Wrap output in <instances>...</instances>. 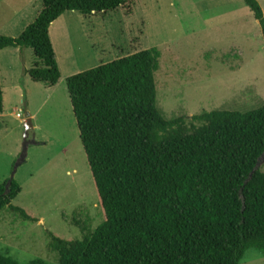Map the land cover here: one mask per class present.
Masks as SVG:
<instances>
[{
  "label": "trees",
  "instance_id": "obj_1",
  "mask_svg": "<svg viewBox=\"0 0 264 264\" xmlns=\"http://www.w3.org/2000/svg\"><path fill=\"white\" fill-rule=\"evenodd\" d=\"M36 20L17 38L0 37V51L30 49L33 83L54 87L60 71L49 37L68 12L83 17L115 11L134 0H40ZM259 23L256 0H241ZM156 48L121 57L66 80L79 140L102 214L81 240L51 238L57 264H240L250 248L264 254V104L247 113L213 111L165 120L155 108ZM3 95L0 88V113ZM0 184V211L20 186ZM0 264H19L0 254ZM28 264H50L40 260Z\"/></svg>",
  "mask_w": 264,
  "mask_h": 264
},
{
  "label": "rangeland",
  "instance_id": "obj_2",
  "mask_svg": "<svg viewBox=\"0 0 264 264\" xmlns=\"http://www.w3.org/2000/svg\"><path fill=\"white\" fill-rule=\"evenodd\" d=\"M8 1L14 8L24 2ZM256 1L264 14V0ZM240 2L251 14L243 23L249 25L255 19ZM222 11L208 6V0H134L115 11L94 14L84 28L93 33L94 52L89 40L82 39L79 44L86 46V52L72 55V60L77 56V66L62 65L61 75L66 78L72 70L73 76L156 48L160 69L154 77L155 108L165 120L188 117L183 127L190 131L196 126L190 122L193 116L256 110L264 104L262 36L239 34L242 23L224 19H215L220 23L214 26L211 17ZM3 16L7 14L2 13L0 21ZM25 57L26 68L31 69L36 60L30 49H25ZM65 80L53 93L20 80L14 92L2 90L0 184L11 178L20 160L24 120L31 116L33 126L26 138V158L13 178L21 192L11 204L34 221L7 207L0 211V254L19 264L35 260L57 264L51 238L81 240L84 229L94 231L103 220L76 119L66 100ZM257 170L264 173V156ZM240 264H264V254L250 248Z\"/></svg>",
  "mask_w": 264,
  "mask_h": 264
},
{
  "label": "crops",
  "instance_id": "obj_3",
  "mask_svg": "<svg viewBox=\"0 0 264 264\" xmlns=\"http://www.w3.org/2000/svg\"><path fill=\"white\" fill-rule=\"evenodd\" d=\"M240 1L241 0H208V6L216 9L221 7L224 8V11H222V17H220L222 12L217 13V15L211 17V19L213 20L212 23H216L214 24V26H217L220 22L217 23L216 20L221 19L230 22L233 21L242 23L240 25V29L238 30L239 34H246L247 32L250 38H254L255 35L262 36V33L259 34L258 32L259 30L261 31V29L259 23L256 20L252 21V23L249 25L243 24L244 22H247L249 19H251V14L247 9L244 8V6H242ZM245 7L247 6L245 5ZM41 10L42 3L40 0H24L22 5L18 8H14L8 0L7 3L6 0H0V16L2 13L7 14V16H3L4 19L0 21V37L5 36L10 38H17L22 34L25 28H27L36 20ZM89 17H83L82 15H79L75 12H68L60 16L51 24L49 28V37L53 46L60 75L62 65L66 67L77 66V56H73L72 60V55H77V52H86V46L82 48V46L79 44L82 39H85V41L89 40L90 51L94 52L92 37L93 33L90 30L86 32L84 29L87 23H91ZM75 39L77 40L75 41ZM73 42L75 43L73 44V51H71L72 45L70 44H72ZM25 59V50L21 51L19 49L12 48L0 51L1 90H3L4 87L6 89V93H9L10 89L14 92V90L18 89L17 84L20 80V82L29 83L39 90H43L47 93L48 91H50L53 93L60 82L76 73L75 70H72L71 75H68V77L66 78H63V76L61 75L60 80L56 86L46 87L42 84H36L31 81V79L26 74L29 69L26 68ZM10 95L11 94H9V96ZM47 96L50 95L47 94ZM66 100L68 101L70 110L72 111L69 95L68 97H66ZM29 117L30 119H32L31 116Z\"/></svg>",
  "mask_w": 264,
  "mask_h": 264
},
{
  "label": "water",
  "instance_id": "obj_4",
  "mask_svg": "<svg viewBox=\"0 0 264 264\" xmlns=\"http://www.w3.org/2000/svg\"><path fill=\"white\" fill-rule=\"evenodd\" d=\"M32 129H33V126H32L31 119H30V118H26V119L24 120V142H23L22 153H21V156H20V160H19V161L15 164V166H14L13 172H12V174H11V178L9 179V181H8V183H7V186H6L7 188L9 187L11 180L14 178V175H15V173H16V170H17L18 166L20 165V162H23L24 159L26 158L27 145H28V144H27V140H26V138H27V136H28V133H29ZM262 156H264V154H263ZM262 156H261V157H262ZM261 157H260V158H261ZM259 160H260V159H259ZM259 160H258V162H257V165H256L254 171H257L258 164H259Z\"/></svg>",
  "mask_w": 264,
  "mask_h": 264
}]
</instances>
